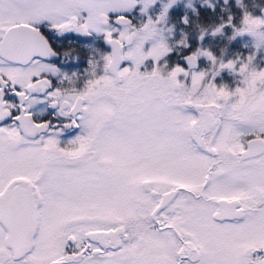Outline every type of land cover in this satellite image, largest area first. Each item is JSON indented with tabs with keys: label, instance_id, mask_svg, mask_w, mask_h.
Listing matches in <instances>:
<instances>
[{
	"label": "snow or ice",
	"instance_id": "snow-or-ice-1",
	"mask_svg": "<svg viewBox=\"0 0 264 264\" xmlns=\"http://www.w3.org/2000/svg\"><path fill=\"white\" fill-rule=\"evenodd\" d=\"M136 2L0 0V264H264V70L141 71L170 49L141 50L162 17L138 28ZM92 30L99 69L53 82L65 34Z\"/></svg>",
	"mask_w": 264,
	"mask_h": 264
},
{
	"label": "trees",
	"instance_id": "trees-1",
	"mask_svg": "<svg viewBox=\"0 0 264 264\" xmlns=\"http://www.w3.org/2000/svg\"><path fill=\"white\" fill-rule=\"evenodd\" d=\"M263 5L264 0L196 1L191 6L184 0L179 1L168 9L164 19L170 48L162 59L165 66L169 68L173 64H181V56L200 48L223 62L251 56L254 67L258 70L264 69V45L256 46L248 35L239 32L243 14L260 16ZM129 16L136 21L134 14L130 13ZM81 58L84 62L90 56ZM214 81L217 85H225L229 89L240 84L238 76L227 71H222Z\"/></svg>",
	"mask_w": 264,
	"mask_h": 264
},
{
	"label": "rangeland",
	"instance_id": "rangeland-1",
	"mask_svg": "<svg viewBox=\"0 0 264 264\" xmlns=\"http://www.w3.org/2000/svg\"><path fill=\"white\" fill-rule=\"evenodd\" d=\"M179 1H181V0H152V3L147 4V6H145L144 0H137L135 6L132 7L131 10H127V11H124L122 13L125 15H129L130 13L134 14L133 17H135L136 21L134 22L132 20V24L136 25L138 28H139V26L143 25L149 18H152L153 21H155L158 16L162 17L158 23H154L150 26V28H151L150 34H147V37L142 41V49H141L142 51H147L150 48H159L161 46H165V47L169 48L167 37H166L167 28L164 26V19H165V15H166L168 9L171 6L178 3ZM196 1L208 2L210 0H184V2L190 6ZM117 14L118 13H114L111 11L108 13L110 18L115 17ZM252 17H260L261 19H264V15H262V14H260V16H252ZM99 27L102 29L103 25H99ZM115 27L117 29H120V30H124L125 28H128V30H131L130 27L126 26V25H124V26L115 25ZM249 28H251V30H249ZM92 31H94V33H99V32L101 33V31H95V30H92ZM239 32H240V34L248 35V37H250L254 41L256 46L264 45V24L256 25V26H250L247 23H245L243 20V23L240 27ZM75 35H77V34H75ZM139 35L144 36L145 33L141 32V33H139ZM136 43H140V41L138 39H133L132 46H135ZM79 44L80 45H86L85 47L87 48V46L89 44H91V42H90V40H87V38H83V40L81 42H79ZM193 52H195L197 54V61H198L197 67L189 68V65H186L185 63L182 62L181 64H179V63L173 64V65H171V67L168 68L165 66V63L162 60L164 55L166 54L165 53L157 61H153V59L151 57H146L144 63L140 66V70L141 71L146 70V71L150 72L153 69V67H159L161 69V74L166 75L167 72H169L173 67L179 65V66L183 67L186 71H189V73H191L192 71H196V72L205 71V72H207V76L205 78V81H207L210 78L212 80V83H214L217 87H219L221 85H217L215 83L214 79L222 71L231 72V73L237 75L238 78L240 79V82L244 79V77L238 71H233V70H230L228 68H220L219 65L223 62L222 60L215 57L216 58L215 63H213L209 59L208 56L204 55L205 50L198 48V49H195ZM78 56H79V58H77ZM81 59L82 58L80 57V55L71 56L70 59H67L68 61L64 60V62L71 63V62H69V60L72 61V66L67 65V68L75 69V68L79 67V69H80V67H83V70H85V69H87L88 66H90L88 64L89 60L85 59L84 62H82ZM89 59L94 61V67L95 68H97V67L99 68V64H97L96 62L99 61L100 56H92V57L90 56ZM223 63H226V62H223ZM201 64H203L204 66H201ZM125 65H130V62L125 61L121 64V66H125ZM236 66L238 67L239 64ZM253 68H255V67H254V64L251 60V63L249 64V69H253ZM256 70H258V69H256ZM259 70H264V69H259ZM213 72H216L215 76H212ZM178 78H183L182 74ZM185 82L190 83V76ZM238 85H240V84H238Z\"/></svg>",
	"mask_w": 264,
	"mask_h": 264
},
{
	"label": "flooded vegetation",
	"instance_id": "flooded-vegetation-1",
	"mask_svg": "<svg viewBox=\"0 0 264 264\" xmlns=\"http://www.w3.org/2000/svg\"><path fill=\"white\" fill-rule=\"evenodd\" d=\"M104 27V26H103ZM66 35V39L63 40V45L59 49V60L60 63L57 64V67L59 71L56 73V75L53 77V82L57 80H64L65 83H67L66 78H71L73 80L79 78L83 79L86 71L90 72L92 68L94 67V64L92 66H88L87 69L83 70V67L78 68H67L68 66H72V61L69 60L71 63H66L64 60L70 59L71 56H101L103 52H109L110 46L105 43L103 40V33H94V31H91V35L87 36V40H90L91 44L87 46L86 45H80L78 42H81L83 39H77L76 35L74 33ZM80 45V46H79ZM92 51V52H91ZM89 52V53H88ZM79 58V56L77 57ZM89 60V59H88ZM68 61V60H67ZM65 63V64H64ZM77 66V65H76ZM75 66V67H76ZM99 69L98 67L96 68ZM80 76V77H79ZM33 95H36V93H33ZM32 111L36 115L46 116L50 112L54 111V109H50L47 106V102L45 103H36L33 105Z\"/></svg>",
	"mask_w": 264,
	"mask_h": 264
},
{
	"label": "water",
	"instance_id": "water-1",
	"mask_svg": "<svg viewBox=\"0 0 264 264\" xmlns=\"http://www.w3.org/2000/svg\"><path fill=\"white\" fill-rule=\"evenodd\" d=\"M260 12H261L262 15H264V5L261 7ZM123 15H125V14H123ZM125 16L128 17V19H129V20L131 21V23H132V20H133V19H132L129 15H125ZM189 54H190V53L181 56V57L179 58V61H181V62L185 63L186 65H188L187 62H186V60H185V57H186L187 55H189ZM197 66H198V61H196V65H195L194 67H197Z\"/></svg>",
	"mask_w": 264,
	"mask_h": 264
}]
</instances>
